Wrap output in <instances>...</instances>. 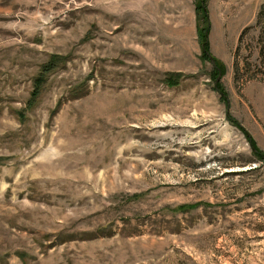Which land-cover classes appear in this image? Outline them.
Segmentation results:
<instances>
[{"label":"rangeland","instance_id":"rangeland-1","mask_svg":"<svg viewBox=\"0 0 264 264\" xmlns=\"http://www.w3.org/2000/svg\"><path fill=\"white\" fill-rule=\"evenodd\" d=\"M198 1L0 0V264H264V0Z\"/></svg>","mask_w":264,"mask_h":264},{"label":"trees","instance_id":"trees-1","mask_svg":"<svg viewBox=\"0 0 264 264\" xmlns=\"http://www.w3.org/2000/svg\"><path fill=\"white\" fill-rule=\"evenodd\" d=\"M209 0H199L196 3V27H197V36L198 40L201 44V49L203 53V58H209V50H210V44H209V33H210V19H209V14L207 10V2ZM59 64V60L53 59L49 64H47L46 68L43 69L42 74L38 78L39 83H44L45 79L43 74H46L50 72L52 69L57 67ZM172 80H175L174 78ZM176 81V80H175ZM42 85L39 87L35 88V92L33 93V98H38L39 92L41 90ZM23 115V114H21ZM231 122L236 125L237 127L241 128L245 135L248 137L249 141L251 142V147L253 150V153L258 159L264 160V152H262L256 145V143L253 141V139L249 136L247 131H245L241 125L233 118H230Z\"/></svg>","mask_w":264,"mask_h":264}]
</instances>
